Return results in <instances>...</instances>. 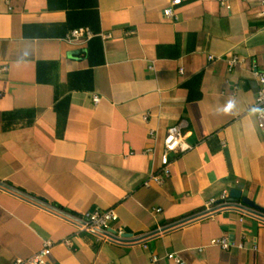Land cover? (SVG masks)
<instances>
[{"label": "crops", "instance_id": "crops-1", "mask_svg": "<svg viewBox=\"0 0 264 264\" xmlns=\"http://www.w3.org/2000/svg\"><path fill=\"white\" fill-rule=\"evenodd\" d=\"M174 1L0 0V264L46 240L55 264H173L169 254L264 264V212L231 199L245 214H203L233 189L264 209L253 75L264 69V0ZM79 28L97 37L67 43ZM233 56L244 63L231 70ZM183 123L193 150L171 155L163 186L145 187L167 132ZM108 210L130 243L75 222ZM225 237L244 248L211 246Z\"/></svg>", "mask_w": 264, "mask_h": 264}, {"label": "built area", "instance_id": "built-area-1", "mask_svg": "<svg viewBox=\"0 0 264 264\" xmlns=\"http://www.w3.org/2000/svg\"><path fill=\"white\" fill-rule=\"evenodd\" d=\"M228 0L222 1V6L229 8L227 4ZM181 4V0L174 1L172 6H177ZM264 14V13H263ZM164 17L166 19L174 18L173 8H167L164 11ZM97 37L95 33L89 28H79L71 31L65 38V41L69 44H87L92 39ZM104 39L110 38V36L101 35ZM213 60V57L210 58ZM244 60L233 56L229 60L230 69H234L239 65H242ZM6 70V69H5ZM254 77L258 80L259 90L255 99L254 111L256 112L258 119V129L264 134V69L259 70L256 67L253 70ZM101 102L100 97L94 96L93 103L98 105ZM184 123L170 129L164 139L163 152L160 157V167L152 170L149 180L145 183V187H150L151 184H156L158 186H163L165 182L171 177L172 171V161L171 155H176L178 153H186L193 150V147L186 143L185 135L183 133ZM146 154L152 157L156 156L155 149H149ZM232 200L230 193L225 191L220 198L210 200L205 209L204 216L213 214L215 211L220 210H232L234 212H239L245 214L242 209L237 206L232 205ZM160 211V210H158ZM260 219L264 220V215L258 216ZM75 222L85 230L93 235L99 236L107 242L117 243V244H128L130 243L126 237L127 232L120 225V219L114 210L108 211H94L88 213L81 220H75ZM63 243L66 246H71L70 240H65ZM56 243L52 240H46L43 244V248L29 257L28 259H17L14 264H55L52 261L53 249ZM211 246H217L225 251H229L233 248L243 249L244 245H236L231 243L228 238H222L213 240ZM160 259L157 256H153L152 263L155 264ZM166 260L173 264H186L178 255L169 254L166 256Z\"/></svg>", "mask_w": 264, "mask_h": 264}, {"label": "water", "instance_id": "water-1", "mask_svg": "<svg viewBox=\"0 0 264 264\" xmlns=\"http://www.w3.org/2000/svg\"><path fill=\"white\" fill-rule=\"evenodd\" d=\"M0 186H2V187H6L5 185H2V184H0ZM6 189H9V188L6 187ZM11 190H12V189H11ZM12 191L15 192V193H17V194H19V195H21V196H23V197H25L26 199H29L30 201H33V202H35V203H39V204L43 205L44 207H46V208L50 209L51 211H54V212H56V213L62 215V216L65 217V218H68V219H72V220H74L70 215H67V214H65V213H63V212H60V211H58V210H56V209H54V208H52V207H49V206H47V205H45V204H43V203H41V202H39V201H37V200H35V199H32L31 197H27V196L23 195L22 193H19L18 191H14V190H12ZM230 197H231V199H233V200H239V201H241L242 204H243V206H244L245 208H247V209H253V210H258V211H262V212H264V209H262V208H260L259 206H257V205H256L255 203H253L251 200H249V199H247V198H243V197H242V193H241L239 190H237V189H233V190H231V192H230ZM251 212H252V211H251ZM178 226H179V225H178ZM175 227H176V226H175ZM175 227H174V228H175ZM126 237H127V238H131V235H126Z\"/></svg>", "mask_w": 264, "mask_h": 264}]
</instances>
